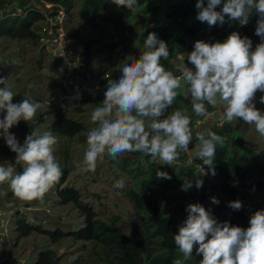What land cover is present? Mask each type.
Wrapping results in <instances>:
<instances>
[{"label":"clouds","instance_id":"clouds-1","mask_svg":"<svg viewBox=\"0 0 264 264\" xmlns=\"http://www.w3.org/2000/svg\"><path fill=\"white\" fill-rule=\"evenodd\" d=\"M111 2L132 11L139 7L137 0ZM195 7L197 19L209 27L234 21L246 25L255 11L258 15L255 35L260 43L253 49L251 39L242 37L237 31L231 32L223 42L197 40L186 57L192 67L183 63L176 75L161 62L170 56L168 44L150 32L139 57L133 56L130 62L125 60L119 66V78L105 77L108 83L104 99L91 112L95 126L86 136L84 171L95 172L98 162L105 157L116 161L130 152L150 157L153 164L173 166L182 152L189 151L194 139L187 106L167 112L177 100V90L184 85L188 86L191 110L197 117L206 118L208 106L222 105V124L240 119L247 125H254L264 137V111L255 106L256 93H264V0H223V3L222 0H207L206 4L205 0H197ZM0 85H3L0 87V137L16 154L14 163H0V185L8 184L20 200L43 202L63 175L55 155L59 138L51 131L42 134L31 131L21 144L10 129L21 121L34 120L45 105L29 99L13 103L16 94L9 78L0 77ZM72 99H81L78 90ZM260 103L264 104V95L260 96ZM195 139L199 141L196 155L215 176V153L217 148L225 147L226 137L207 131L197 132ZM203 165L197 164V167L206 174ZM17 166L22 170L17 171ZM156 177L172 179L167 172L159 170ZM193 186L202 188L203 180L185 178L181 190L188 191ZM114 187L123 189L124 179L116 180ZM210 200L212 204L220 203L214 196ZM227 206L240 210L243 205L237 199ZM185 211L187 218L174 235L182 258L174 259L172 264H186L194 251L202 256L199 264H264V209L251 215L247 228L231 225L228 221L219 222L198 202L188 204ZM4 245L0 240V253L5 250Z\"/></svg>","mask_w":264,"mask_h":264},{"label":"trees","instance_id":"trees-1","mask_svg":"<svg viewBox=\"0 0 264 264\" xmlns=\"http://www.w3.org/2000/svg\"><path fill=\"white\" fill-rule=\"evenodd\" d=\"M46 1L53 4L50 9L46 8L43 2L42 4L39 2L41 6L39 8L30 0H0V37L11 40H29L36 43L39 40L37 29L41 24L40 21H45L47 18H44L42 13L49 17L52 16L53 19L57 14L56 10L63 7L66 16L74 0ZM196 2L197 0H137L139 7L132 11L124 6L118 7L111 0H84L83 26H87L99 37L84 40L83 31L75 29L70 37L81 44L77 61L72 65L62 64V57L56 49L51 69L57 71L62 64L66 70L67 84H70L72 80L71 88L80 86L79 84L85 85L88 89L83 88L80 91L87 92L92 91L91 57L92 48L95 45L100 46L99 52L103 61L109 63L113 61V56L123 55V52L127 50L125 41H128L134 48L132 56L127 60L130 62L133 56L139 57L148 34L154 32L159 39L168 44L170 56L163 61L164 66L172 59H178L181 63L191 67L192 65L186 58L187 54L193 50L194 43L202 38L208 40L212 38V42H223L231 32L237 31L242 37H249L252 45L260 43V38L255 35L258 19L255 11L249 16L246 25L234 21L209 27L206 22L197 19ZM206 3L207 0H205ZM221 7L222 4L216 10L219 11ZM16 12L18 15L7 17V14ZM102 73H107L111 79L110 73L106 70ZM100 82L103 85L100 89L106 91L108 80ZM60 88L69 94L61 85ZM179 90L184 92L183 95L187 94L185 95L186 106L192 121L200 120L201 117H197L191 110L188 86L184 85ZM42 119V115L38 116L33 123L37 124ZM51 130L55 134L71 137L81 132L83 126L70 118L58 103L54 106ZM209 131L226 137L225 147L217 148L215 153L213 161L215 176L211 175L209 167L203 165V161L197 155L192 156L191 163L186 160L188 153L193 148L195 151L197 149L194 142L190 144L188 152L181 153L180 159L171 168L147 162L146 158L140 161V157L144 155L138 152L126 153L116 161L111 160L131 178L133 183V187L127 191V196L132 199L133 207L140 218L130 236L114 220L101 219L90 205L82 204L80 202L81 193L78 189L65 186L68 167H61L63 175L55 186L56 196L62 204L73 203L84 217V225L76 231L72 230L69 235L74 241L91 244L92 259L95 264H172L174 259L182 258V253L175 245L174 235L178 233L179 226L187 218L185 209L190 203L202 204L219 222L228 221L231 225L249 227V219L255 210L251 196L253 193L264 192V149L255 151L246 146L239 123L213 125ZM0 153L5 154L11 163L15 162L16 154L1 139ZM63 153L68 154V151ZM197 164L203 165L206 174H203ZM18 167L21 171L20 166ZM157 170L167 172L172 179H157ZM185 178L192 181L202 179L203 187L197 189L193 186L188 191H182L181 185ZM173 193L176 194L172 196ZM176 196L178 197L177 202L175 201ZM213 196L220 203L210 206V197ZM237 199L243 205L240 210H233L227 206L230 201ZM179 201H185L184 207L178 203ZM173 206H176V209ZM177 206L182 208L178 209ZM15 231L17 239L26 237L33 231L41 232L52 243L66 236L61 228L43 229L29 223L21 215L16 216ZM192 259L193 257L186 264H193ZM200 260V257L197 258L195 264H199ZM34 264H54V251L51 248L41 250ZM77 264L94 263L82 260Z\"/></svg>","mask_w":264,"mask_h":264},{"label":"rangeland","instance_id":"rangeland-1","mask_svg":"<svg viewBox=\"0 0 264 264\" xmlns=\"http://www.w3.org/2000/svg\"><path fill=\"white\" fill-rule=\"evenodd\" d=\"M84 0H74L72 7L68 11V15H64L63 7L58 8L55 18L49 17L42 13L44 18L49 17L50 20L40 21L38 30L39 40L34 43L29 40H11L0 37V77H8L9 83L13 86L12 90L16 94L13 103H20L24 99L35 100L42 102L45 106L38 111L35 119L38 116H43L41 122L34 124L35 121H21L18 126L10 129L14 133L18 141L23 144L26 135L31 131H38L42 134L45 131H51L53 124L54 106L60 103L68 116L83 126V130L71 137L62 136L53 133L59 138L56 145L55 155L62 166H67L68 177L65 186L74 187L81 193L80 202L90 205L97 216L101 219L114 220L120 228L132 235V230L137 226L139 214L133 207L132 199L127 196V191L133 187L131 178L122 172L114 163L105 157L102 162H98L95 172H86L83 170L82 161L83 153L86 150L87 133L95 126L91 121V112L103 101L104 92L101 84L102 73L106 70L110 73L111 79H118L120 76L119 66L132 56L133 45L125 41L127 50L122 56H113V61L105 63L102 55L99 52L100 46L95 45L92 48L91 66L93 67L92 75V91H80L85 88V85L75 86L71 88L70 84L65 81L66 70L62 64H74L81 51V44L75 42L71 34L75 29L83 31V39L98 38V34L93 32L87 26H83L82 8ZM108 1V0H107ZM12 2V1H11ZM32 4H36L41 8L39 2L50 9L53 4L46 0H30ZM12 3H15L13 1ZM64 12V14L62 13ZM18 15L9 13L7 17ZM36 30V31H37ZM55 33L58 35L55 36ZM60 39H58V36ZM208 32L206 33V35ZM48 35H50L48 37ZM212 39V38H211ZM202 38L205 42L213 40ZM74 41V42H73ZM73 49L71 50V45ZM256 45H253V49ZM56 49L58 54L63 53L62 64L57 71L51 69L55 58ZM66 50V52H65ZM144 48L141 49V52ZM164 60L161 62L163 63ZM178 59H172L166 64V68L179 75V67L182 65ZM192 67V66H191ZM66 83V87H65ZM60 85L68 91L69 94L63 92ZM3 87V85H0ZM99 89V90H98ZM77 90L81 94V99L73 100ZM95 90V91H93ZM176 102L167 109V112L173 111L175 108H182L187 105L186 93L183 95L179 89ZM84 94V95H83ZM264 93L257 92L255 98V106L264 111V104L260 103V96ZM209 115L201 117L200 120L192 121L191 127L193 131V142L196 145L199 143L195 139L197 132H207L213 125H220L221 116L223 115V106L218 105L216 108L208 107ZM167 114V113H166ZM201 121V123H200ZM240 124V130L244 134L245 144L249 148L259 151L264 149V137L256 131L254 125H247L243 120H234L232 124ZM1 141L5 143L2 137ZM68 151V154L63 152ZM126 155V153H125ZM196 151L193 148L187 155L186 160L192 161ZM150 162V157L142 156ZM146 162V163H147ZM0 163L5 165L12 164L10 159L3 153H0ZM162 167L171 168L167 165H159ZM17 171H20L17 166ZM124 179L125 187L117 189L114 187L116 180ZM56 188L54 187L44 197L43 202L39 200L24 201L15 197L8 184L0 185V240L5 242V250L0 255V264H34L38 253L41 250L51 248L54 251V264H77L82 260L95 261L92 259L91 244L88 242L74 241L69 233L80 229L84 225V217L79 212L78 208L73 203L62 204L56 196ZM173 193L172 196H174ZM252 201L255 205V211L264 209V192L253 193ZM178 201V197H175ZM184 207L185 201H179ZM215 205V204H212ZM176 209V206H173ZM178 207V206H177ZM182 207H178L180 209ZM21 215L26 220L34 225L40 226L43 229L61 228L65 231L66 236L56 243H52L48 237L41 233L33 231L26 237L17 239L15 231L16 216ZM192 263L195 264L197 256L193 252Z\"/></svg>","mask_w":264,"mask_h":264},{"label":"built area","instance_id":"built-area-1","mask_svg":"<svg viewBox=\"0 0 264 264\" xmlns=\"http://www.w3.org/2000/svg\"><path fill=\"white\" fill-rule=\"evenodd\" d=\"M62 13L64 14V12H63V11H62ZM60 14H61V13H60V12H58V13H57V16L59 17V16H60ZM64 15H65V14H64ZM46 20H50V18H49V17H47V18H46ZM57 35H58V33H57V34L55 33V36H57ZM49 36H50V35H48V37H49ZM60 36L62 37V34H60V35L58 36V39H60ZM60 54H61V56H63V55H64L63 53H60ZM63 57H64V56H63ZM106 76H108V74H107V73H104V75H102V77H101V78H102V80H103V81H106V80H107V79H105V77H106ZM108 77H109V76H108ZM102 80H101V81H102Z\"/></svg>","mask_w":264,"mask_h":264}]
</instances>
